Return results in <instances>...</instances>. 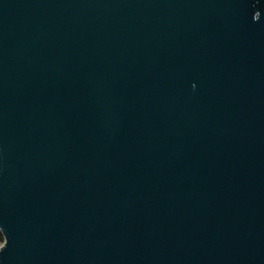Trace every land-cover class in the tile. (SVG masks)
<instances>
[{"label": "water", "instance_id": "95a60500", "mask_svg": "<svg viewBox=\"0 0 264 264\" xmlns=\"http://www.w3.org/2000/svg\"><path fill=\"white\" fill-rule=\"evenodd\" d=\"M0 231V264H264V0H0Z\"/></svg>", "mask_w": 264, "mask_h": 264}, {"label": "trees", "instance_id": "16d2710c", "mask_svg": "<svg viewBox=\"0 0 264 264\" xmlns=\"http://www.w3.org/2000/svg\"><path fill=\"white\" fill-rule=\"evenodd\" d=\"M0 237H2V238H0V245H1L4 242V237H3L2 233H1V231H0Z\"/></svg>", "mask_w": 264, "mask_h": 264}, {"label": "snow or ice", "instance_id": "6c2138e0", "mask_svg": "<svg viewBox=\"0 0 264 264\" xmlns=\"http://www.w3.org/2000/svg\"><path fill=\"white\" fill-rule=\"evenodd\" d=\"M0 238H2V237H0ZM6 246V245H5Z\"/></svg>", "mask_w": 264, "mask_h": 264}]
</instances>
